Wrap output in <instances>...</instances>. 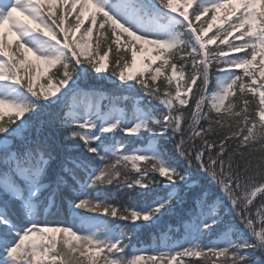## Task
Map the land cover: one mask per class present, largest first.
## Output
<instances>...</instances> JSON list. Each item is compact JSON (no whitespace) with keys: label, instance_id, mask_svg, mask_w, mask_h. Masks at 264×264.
Masks as SVG:
<instances>
[{"label":"snow or ice","instance_id":"1","mask_svg":"<svg viewBox=\"0 0 264 264\" xmlns=\"http://www.w3.org/2000/svg\"><path fill=\"white\" fill-rule=\"evenodd\" d=\"M180 3L0 0V264H264V0ZM145 45L159 64L134 72ZM113 78L128 95L86 83ZM58 197L71 222L41 221ZM188 199L185 243L130 254L136 231Z\"/></svg>","mask_w":264,"mask_h":264},{"label":"trees","instance_id":"2","mask_svg":"<svg viewBox=\"0 0 264 264\" xmlns=\"http://www.w3.org/2000/svg\"><path fill=\"white\" fill-rule=\"evenodd\" d=\"M54 11L57 13V15L60 14L59 8H55ZM188 12H189V15H191L192 9L190 8ZM207 17L208 16L204 17L200 23L203 24L204 20H207ZM85 27H87V24H85ZM225 27H227V25H225ZM219 30L220 29L218 27L217 29H212V31H210L208 35L212 36ZM95 36L96 34L94 33V39H95ZM217 44H219V41H217ZM215 47L216 45H209L210 49L215 48ZM111 60H112V57H109V60H108L109 65H111ZM158 64H159V61L154 65V67L158 66ZM109 71H111V68H109ZM86 83L90 87L97 88L102 95H105L108 97L128 95L127 92L117 87V85L119 84V81L115 80L114 78L112 80H103V81H100L97 79H89L88 81H86ZM198 84H199V81H198ZM210 88H211V85H210ZM137 99H139L138 94L134 95L133 98L130 99L129 101L123 102L120 106L124 107L126 111L130 112L136 107ZM62 111H67L66 106L61 105L59 108H56V109H47L41 114L40 118H43V120L53 119V118L58 117ZM9 118L10 117L4 116V121H8ZM17 122L19 123V121ZM14 126L15 125H13V127ZM118 139L124 140L126 143L129 144L130 148L133 146L135 147L143 146L142 143H137L135 145L132 144V142L136 140V137L134 136H124L123 134H121L118 137ZM16 142H19V138H17ZM191 171L193 173V179H194L195 185L206 187L207 186L206 184L201 185V182L198 179L199 173L196 172L195 168H193ZM154 188H155V194L157 198H163L167 194L166 189L164 188L163 185L157 184L154 186ZM112 191L113 193H115V189H113ZM115 195L118 198L114 199L113 203L116 204L117 206H128V205L142 206L143 205V201L139 197H127L123 193H116ZM258 202H259V196L257 197V200L254 201V203H258ZM190 208H191V199H188L184 205H177L174 211L169 212L166 215H164L162 218H160L159 222L156 225L152 227H145V228H142L136 231L134 234L133 241H132V247L129 250L130 254L139 251L143 255L148 256V255L153 254L156 251H167L178 243L179 244L185 243L186 239H188V236L185 230L186 229L185 222L188 220L190 216ZM39 219L41 221H47L53 224L71 222V217H70V213L68 210V206L64 198L58 197L55 201L54 206H45L44 208L39 209ZM132 227L133 226H129L127 230H131ZM222 234H223V229L218 231L215 236L203 237L200 240V243L208 244L211 241L218 239ZM183 259H185L186 264L188 261H195V264H205L203 258H183ZM220 259H223V258H220ZM208 264H211V261H208Z\"/></svg>","mask_w":264,"mask_h":264},{"label":"rangeland","instance_id":"3","mask_svg":"<svg viewBox=\"0 0 264 264\" xmlns=\"http://www.w3.org/2000/svg\"><path fill=\"white\" fill-rule=\"evenodd\" d=\"M175 2V6L183 11L184 10V6L180 3V0H174ZM178 15V13H175ZM87 15V13H86ZM212 15V13H209L208 17H207V20L209 19V17ZM224 13L221 12V16L223 17ZM233 20H235V17H233ZM219 24V21L217 22V25ZM218 26H214L213 29H217ZM7 28L8 26L6 25L5 26V29L4 31L6 32L7 31ZM8 39L10 41H14L16 39L15 35H9ZM122 44H123V41H122ZM145 48V52L142 54V55H139L137 57V66H136V69H134L133 71L134 72H139L141 71L142 69L145 68L146 64L147 63H152L153 67L154 65L158 62L157 60L154 59L155 57V51L152 49V47L150 45H145L144 46ZM29 60H34V57H32L31 55H29ZM106 64L109 65V61H106L105 62ZM47 68V66H44L42 65L41 66V71L43 72L45 69ZM146 74H151L150 72L149 73H146ZM49 76H51V72L48 73ZM45 83V80H38L36 82V90L39 91L40 90V85L41 84H44ZM3 112H4V116L6 117H13L14 118V113L12 112L11 109H8V108H4L3 109ZM27 118V114L25 116V119ZM41 120H43V118H40ZM16 141H14L15 143Z\"/></svg>","mask_w":264,"mask_h":264}]
</instances>
